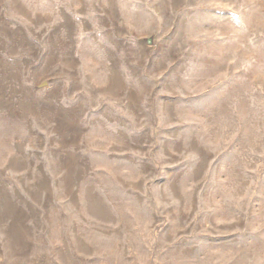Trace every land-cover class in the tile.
Returning <instances> with one entry per match:
<instances>
[{
	"label": "rangeland",
	"instance_id": "1",
	"mask_svg": "<svg viewBox=\"0 0 264 264\" xmlns=\"http://www.w3.org/2000/svg\"><path fill=\"white\" fill-rule=\"evenodd\" d=\"M0 264H264V0H0Z\"/></svg>",
	"mask_w": 264,
	"mask_h": 264
}]
</instances>
